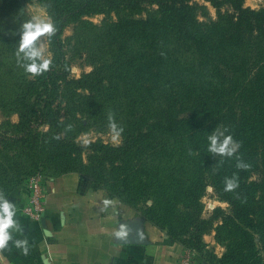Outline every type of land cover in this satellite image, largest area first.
<instances>
[{
  "label": "trees",
  "instance_id": "trees-1",
  "mask_svg": "<svg viewBox=\"0 0 264 264\" xmlns=\"http://www.w3.org/2000/svg\"><path fill=\"white\" fill-rule=\"evenodd\" d=\"M36 1L57 26L48 40L53 65L20 86L18 122L10 136L0 135L11 150L5 167L11 190L41 169L50 176L76 173L127 205L151 201L143 218L161 220L171 238L184 237L199 253L202 234L220 218L217 239L225 252L217 263L264 264L252 234L264 253V10L244 7V0ZM197 1L208 3L216 19L200 22ZM96 15L105 16L100 26L83 20ZM70 24L90 28L108 53L78 79L70 77L61 40ZM109 111L124 128L121 146L75 142L91 119L107 126ZM217 126L240 142L248 170L237 169L235 157L207 151ZM234 173L239 188L225 192V177ZM208 183L229 214L201 219Z\"/></svg>",
  "mask_w": 264,
  "mask_h": 264
},
{
  "label": "rangeland",
  "instance_id": "rangeland-1",
  "mask_svg": "<svg viewBox=\"0 0 264 264\" xmlns=\"http://www.w3.org/2000/svg\"><path fill=\"white\" fill-rule=\"evenodd\" d=\"M196 3L201 7L197 15V19L200 22L205 23L209 20L216 19V11L208 3L202 1H197ZM243 6L254 11L264 10V0H244ZM224 11L228 10L223 9L222 12ZM34 15H39L45 18L48 17L44 7L36 0H0V135L5 131H8V136L11 135V125H15L18 122L14 101L20 96V86H22L26 80L32 79V77L17 64L15 53L20 40V27L22 23L31 19ZM104 19L105 16L103 15L83 18L85 22L90 23L93 26H100ZM112 19L114 20V17ZM77 29L78 24H70L63 30L61 36L63 52L66 60L70 64V77L75 79L80 78L83 74L91 73L97 66L98 62L108 58L106 47L98 44L95 40V36L90 32V28L84 27L82 31ZM44 39L47 54L52 58L48 40L47 38ZM77 117L81 118L80 115H77ZM82 119L85 120L86 117H83ZM92 122L93 119H91L88 128L78 134L75 139L77 144L86 146L88 144L86 142L101 141L103 144L112 147L121 146V137L119 140H113L107 126L99 128V124L93 125ZM46 129V127H40L39 131L45 132ZM7 143L8 142L5 138L0 137V168H5L7 164L6 159L11 158V150H9ZM84 154V160H86L88 152L86 151ZM3 171L4 169L0 170V174ZM6 171V179L0 175V189H3L9 197H11V193L15 189L21 186H25L28 190L29 180L33 177L41 178L42 186H44V182H46L47 179H54L62 176H50L48 172L41 169L30 176L24 177L21 184L11 190V183H5V180H8L11 175V171L7 169ZM81 177L86 180L91 190L101 192L107 199H113L125 207L126 212L124 215H126L127 218L130 214H136L138 216V224H125V227L129 230V236L138 238L140 244H147V236H142L139 231L140 224H145L156 232L155 236L163 242V245H155L156 247L151 251L156 258L155 264H180L183 260H188L189 264H218L217 260L225 252V242L220 238L217 239L216 231L221 224L220 218L213 220L209 230L202 234V241L205 245V249L202 253H199L183 243L182 240L184 237L177 236L175 239L171 238L169 225L162 223L161 220L158 219L151 222L150 220H145L143 218L146 208H151V201L143 199L138 203L133 202L127 205L122 203L118 198L110 196L105 190L93 189L91 180L84 176ZM256 178L257 176L254 175L252 179ZM201 204L203 206L201 219L203 220L212 219L215 213L216 215L230 213L229 205L219 198L215 190L210 186V183H208L205 188L204 195L201 198ZM167 209V206L163 207L159 211V215L161 217L167 216ZM176 210H180V207H177L175 211ZM177 224H174V226L176 227ZM174 232L177 233L178 229ZM223 234L224 232L221 233L222 238ZM252 234L255 238L257 251L260 256L264 258V253L261 244L258 242L257 234L255 232ZM153 240L154 238H151V241Z\"/></svg>",
  "mask_w": 264,
  "mask_h": 264
},
{
  "label": "crops",
  "instance_id": "crops-1",
  "mask_svg": "<svg viewBox=\"0 0 264 264\" xmlns=\"http://www.w3.org/2000/svg\"><path fill=\"white\" fill-rule=\"evenodd\" d=\"M43 188L45 213L38 221L22 213L28 201L27 188L21 186L11 193L31 251L24 257L13 248L0 257V264H155L151 251L163 245L156 232L140 224L147 244H121L115 233L127 223L138 224V216L130 214L127 218L126 208L116 201L115 211L101 212L106 196L91 190L83 177L66 174L50 178Z\"/></svg>",
  "mask_w": 264,
  "mask_h": 264
},
{
  "label": "clouds",
  "instance_id": "clouds-1",
  "mask_svg": "<svg viewBox=\"0 0 264 264\" xmlns=\"http://www.w3.org/2000/svg\"><path fill=\"white\" fill-rule=\"evenodd\" d=\"M57 33V26L51 17H41L34 15L31 19L22 23L20 27V40L16 50L17 64L31 77L42 76L49 72L53 65L52 58L47 54L45 39L51 40ZM108 131L113 140H119L124 132V128L116 122L115 114L109 111ZM72 125L65 128V132H70ZM61 134H57L53 139H61ZM207 151L213 157H224L236 159V168L239 170H248L250 164L246 163L238 154L241 147L240 142L234 139L226 127L217 126L208 136ZM86 143H90L86 142ZM224 191L233 192L239 188L238 174L232 177H225ZM115 211V201L113 199H104L100 211L106 212L109 209ZM117 239L126 240L129 236V230L125 226L115 233ZM13 248L24 257H27L31 251L29 236L26 233L24 225L18 217L17 204L0 189V257L6 253H11Z\"/></svg>",
  "mask_w": 264,
  "mask_h": 264
},
{
  "label": "built area",
  "instance_id": "built-area-1",
  "mask_svg": "<svg viewBox=\"0 0 264 264\" xmlns=\"http://www.w3.org/2000/svg\"><path fill=\"white\" fill-rule=\"evenodd\" d=\"M23 214L34 221L40 220L45 213V191L41 178H31L28 184V201L23 208ZM180 264H189L183 260Z\"/></svg>",
  "mask_w": 264,
  "mask_h": 264
},
{
  "label": "water",
  "instance_id": "water-1",
  "mask_svg": "<svg viewBox=\"0 0 264 264\" xmlns=\"http://www.w3.org/2000/svg\"><path fill=\"white\" fill-rule=\"evenodd\" d=\"M121 244H140V240L133 238L131 236H128V239L122 240Z\"/></svg>",
  "mask_w": 264,
  "mask_h": 264
}]
</instances>
